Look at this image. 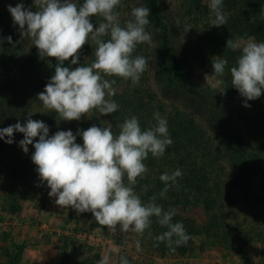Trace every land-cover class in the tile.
I'll return each instance as SVG.
<instances>
[{"label":"trees","instance_id":"16d2710c","mask_svg":"<svg viewBox=\"0 0 264 264\" xmlns=\"http://www.w3.org/2000/svg\"><path fill=\"white\" fill-rule=\"evenodd\" d=\"M135 1L150 8L147 31L152 34V42L138 45L134 55H142L148 60V71L155 81L156 90L138 84H120L121 88L115 89V95L109 97L118 103V110L108 115L89 112L90 126L111 125L113 131L118 132L117 125L135 115L141 128L146 129L156 123L153 113L159 111L167 120L173 143L160 158L149 154L144 161L148 172L143 179L138 178L135 190L142 201L147 202L164 187L160 175L180 169L179 188H171L166 198L158 197L156 202L165 210L200 205L204 219L198 224L179 215L176 210L173 222H182L190 239L175 252L170 251L164 242L156 246L154 237L167 229L156 223L154 217L151 228L145 230L143 236L129 233L147 252L160 256H184L192 250V237L203 235L207 243L224 247L256 241L264 258V92L259 98L247 102L250 107L244 106L245 98L231 85L230 75V68L235 66L240 51L225 47L227 39L236 37H252L258 43L264 42V0H223L228 22L219 27L210 26V10L202 0H181L183 14L197 25L191 36L190 57L212 77L210 83L196 79L193 66L187 65L176 54L171 45L167 16L162 11V0ZM3 14L0 12V38L11 36L12 41L0 40V128L18 121L23 124L28 114L33 113L32 119L44 121L49 126V135H53L59 128L60 117L54 111L46 112L49 110L43 108L37 94L44 90L57 62L55 58L41 59L36 47V52L28 50L29 39L13 42L16 34ZM250 17H255V23L250 22ZM94 50L95 47L86 43L80 50L78 64L71 67L91 64L95 59ZM86 54H89L87 59ZM214 56L228 61L222 77L213 75L211 60ZM70 64L71 58L65 61L64 66L70 67ZM105 78L114 79L116 83L122 79ZM218 79L223 83L214 88ZM168 94L180 98L185 104L166 106L164 101ZM23 138V133L14 132L12 144L0 139V164L3 165L0 168V196L4 210L11 214L21 209L22 183L27 175L26 168L14 161V151ZM36 139L38 137L34 142ZM28 148L35 151L32 145ZM2 151H6L5 156ZM36 188L39 201L35 206L41 208L50 189L46 182ZM28 197L32 201V194ZM235 207L243 210L242 216H230L231 208ZM81 216L89 227L108 230L99 225L91 213H81ZM68 246L69 250L66 249ZM81 247L72 238L64 241L58 250L57 264H63L66 256H77V249ZM120 256L125 255H119L116 264H119ZM94 257L100 260L97 254ZM125 257L130 264H138L136 259ZM0 264H17V254H10ZM78 264H88L87 256L81 257Z\"/></svg>","mask_w":264,"mask_h":264},{"label":"clouds","instance_id":"9594fccd","mask_svg":"<svg viewBox=\"0 0 264 264\" xmlns=\"http://www.w3.org/2000/svg\"><path fill=\"white\" fill-rule=\"evenodd\" d=\"M121 0H33L30 7L18 2L9 4L8 11L13 25H18L21 41L29 39L35 45L41 59L55 58L54 74L44 90L37 94L44 109L55 112L63 121H79L89 112L99 115L115 113L120 107L114 100V79L120 77L139 84L142 74L148 68V60L142 55H134L137 46L152 42V34L147 31L150 21V8L134 7L131 17L123 25L117 8ZM36 10L33 11L31 8ZM210 26H222L228 22L223 11V0H208ZM91 17L97 18L94 28ZM255 23V17H250ZM192 27L185 25L187 32ZM106 38V39H105ZM8 42L12 37L6 38ZM95 45V59L91 64L76 65L80 50L89 43ZM239 50L235 66L230 68L231 85L248 101L259 98L264 92V42L227 39L226 46ZM211 60L213 75L222 77L228 61L224 58ZM71 58V64L64 66ZM51 61H49L50 63ZM207 78V75H206ZM223 83L216 80L213 85ZM33 113L26 121L0 128V139L12 144L14 132L23 133L19 146L28 153L29 145L35 151L31 155L37 166L41 184L46 182L50 189L49 197L61 208H71L77 215L91 213L95 221L115 233L133 232L143 236L150 229L153 217L156 223L167 230L154 237L164 242L172 252L186 245L190 239L182 222H173L175 209L165 210L157 198H166L171 188H179L180 169L164 172L159 179L164 187L158 193L142 201L135 188L139 179L148 172L144 163L149 154L160 158L173 141L170 138L168 123L159 111L153 113L156 123L142 129L138 117L132 115L117 125L114 132L111 125L93 124L87 129L58 130L49 135V126L42 120H33ZM77 136L83 143H77ZM34 142V138H37ZM7 138V139H5ZM145 186V190H146ZM151 235V233H149ZM141 248L140 241L135 242ZM111 249L102 255L97 264H109ZM119 264H130L125 256H120Z\"/></svg>","mask_w":264,"mask_h":264},{"label":"rangeland","instance_id":"374dc122","mask_svg":"<svg viewBox=\"0 0 264 264\" xmlns=\"http://www.w3.org/2000/svg\"><path fill=\"white\" fill-rule=\"evenodd\" d=\"M82 1L83 0H79V2ZM18 2H21V0H0V12L4 13L2 17L6 19L7 24L11 27L10 29H13L16 34L13 42L20 41L21 37L18 31L19 26L13 25L12 17L8 11V5L11 4L14 7ZM22 2L25 7H30L33 4V0H22ZM162 2V11L166 14L168 20L171 45L176 54L179 55L187 65L193 66V76H195L196 79L203 83L212 82V77L207 74V71L204 68L197 66L190 57L189 47L192 38L191 36L194 34L197 25L193 23L189 17L183 14L180 3L181 0H162ZM202 2L207 4L208 0H202ZM139 6L141 5L135 0L121 2L120 6L117 8L121 25L131 17L132 8ZM31 10L35 11L36 9L32 7ZM90 22L93 23L94 28L97 26L96 17H91ZM185 25H190L192 28L185 32ZM237 38H243L244 41L254 40L252 37H236L233 40H236ZM89 45L92 48L95 47L91 40H89ZM35 47V45H32L31 40H29L26 48L28 50L30 48V50L36 52V50H34ZM88 56L89 54L85 55L86 59ZM124 82L128 86L133 85L131 80H124L122 78L113 85V89L121 88L119 86L120 84H124ZM116 85L117 87H115ZM138 85L148 87L149 89L154 88L156 90L155 81L149 74L148 68L144 73V78L142 80L140 79ZM158 91L159 88L157 89V92ZM164 103L166 106L171 104L183 105L185 104V101H181L180 98H173V96L168 94L167 100L164 101ZM38 118H41V116ZM89 127L90 117L88 113L87 116H83L79 121L61 120L58 130L71 129L75 134L77 129H87ZM76 142L82 144V138L77 136ZM5 152L6 151H2L1 154L5 156ZM32 153L31 150H29L28 153H25L23 149L18 146L14 151V154H16L14 161L18 166H24V168H26L24 170H27L26 181L22 183L24 191L21 193V196H23L20 200L21 208L32 206L39 211V209L43 208L45 205L41 208L35 206V203L39 201V193L36 191V186L40 184V180L38 173L35 171L37 166L31 160ZM0 168H3V165L0 164ZM31 188L32 192L30 191ZM31 194L32 201L28 197ZM48 197L49 195L46 198V202ZM176 210L179 215L191 218L198 224L202 223L204 219L203 210L200 205L177 207ZM19 212L13 213L16 214L14 217L9 216V213L4 210L0 196V262H5L10 254H17V264H19L22 254L21 252L23 247H26L25 245H39L42 248H45V245L49 244L51 252L55 255L54 257L47 259L45 263L57 264L60 257V254L58 253L59 247L64 241L72 238L80 243L82 247L77 249V256H73L72 258L66 256L63 264H78L83 256H87L88 264H97L99 259L94 257L95 254L101 259L104 253L110 252V250L114 248H118L119 252L110 253L109 264H116L119 255L130 256L131 258L136 259L138 264H264V258L260 255V244L256 241H248L242 245L224 247L220 244L207 243L203 235H196L192 237V250L188 254H185L184 256H178L175 254L160 256L156 253L147 252L142 246L138 251L135 245L136 238L129 232L123 233L118 229L113 233L109 229L107 231H101L97 227H89L88 222L84 220V217H82L81 214L77 215L75 210L70 207L60 208L53 213L55 214L53 217H58V219H55L54 221H50L51 219L48 221V219L40 216L39 212H37L38 214H33L31 217H19L17 215ZM234 215L242 216L243 210L239 207L231 208L230 216L232 217ZM49 216L52 215L49 214ZM11 219L21 221L23 224L7 226L2 224V222ZM40 222H45L47 224L50 223V226L48 225V228L50 229H38ZM23 228L25 229L24 231H22ZM31 228L32 231H35V234L38 233L39 237H35L34 235H32V237H24ZM65 232H68L70 235H67ZM77 233L84 234V237H74ZM51 237L53 239H51ZM69 248V246L66 247L67 250H69Z\"/></svg>","mask_w":264,"mask_h":264},{"label":"crops","instance_id":"0c3cea01","mask_svg":"<svg viewBox=\"0 0 264 264\" xmlns=\"http://www.w3.org/2000/svg\"><path fill=\"white\" fill-rule=\"evenodd\" d=\"M54 199L53 197H48V200L45 204V206L41 209H39V211L35 208H33L32 206L29 207H22L20 212L17 214L19 217H31L33 214H38L37 212H39L40 216H42L43 218L48 219V221H54L55 219H58V217H53V213H55L56 211H58V209H60L61 207H59L58 205H56L54 203ZM51 212V213H50ZM49 214H51L52 216H49ZM11 217H14V215L16 214H8ZM45 216V217H44ZM26 219V218H25ZM45 223V222H44ZM46 227L44 228H38V229H44V230H49L50 228H48V225L50 226V223H45ZM29 227V226H27ZM25 229L23 228L22 231H24ZM32 235H34L35 237H39L38 233L35 234V231L31 230L24 236V237H32ZM23 237V236H21ZM51 239H53L51 237ZM51 244V243H50ZM26 247H23L22 250V254H21V259L19 261V264H47L45 263V261H47V259L54 257V253L51 252V248L49 244L45 245V248H42L39 245H25Z\"/></svg>","mask_w":264,"mask_h":264},{"label":"built area","instance_id":"2783aa9c","mask_svg":"<svg viewBox=\"0 0 264 264\" xmlns=\"http://www.w3.org/2000/svg\"><path fill=\"white\" fill-rule=\"evenodd\" d=\"M2 224L4 226H7V225H21L23 223L21 221L16 220V219H14V220L11 219V220H6V221L2 222ZM38 227L39 228H44V227H46V224L44 222H40V224L38 225ZM65 233H67V235H70V234H68V232H65ZM80 236L81 237H84V234L77 233V234L74 235V237H76V238H78Z\"/></svg>","mask_w":264,"mask_h":264}]
</instances>
